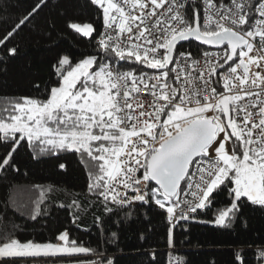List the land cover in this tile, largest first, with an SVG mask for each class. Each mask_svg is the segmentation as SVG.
<instances>
[{
    "label": "snow or ice",
    "instance_id": "1",
    "mask_svg": "<svg viewBox=\"0 0 264 264\" xmlns=\"http://www.w3.org/2000/svg\"><path fill=\"white\" fill-rule=\"evenodd\" d=\"M91 2L103 13V55L74 66L61 58L47 99L23 97L5 110L0 141L13 147L0 168L27 141L41 152L87 154L97 166L90 191L118 207L155 203L170 223L193 219L225 191L231 202L217 225L230 224L245 202L264 207V0ZM70 27L85 37L95 31ZM190 40L207 46L198 57L179 50ZM58 239L67 244V233ZM71 243L9 237L0 239V258L90 251Z\"/></svg>",
    "mask_w": 264,
    "mask_h": 264
},
{
    "label": "trees",
    "instance_id": "2",
    "mask_svg": "<svg viewBox=\"0 0 264 264\" xmlns=\"http://www.w3.org/2000/svg\"><path fill=\"white\" fill-rule=\"evenodd\" d=\"M26 16L27 22L0 44V117L23 97L47 99L58 85L56 68L63 56L74 66L103 55L96 42L102 10L91 0H0V40ZM72 23L90 24L95 31L85 37ZM203 47L190 41L179 48L195 56ZM13 48L15 54L9 52ZM12 147L0 141V162ZM41 147L22 141L11 166L0 168V239L69 247L75 241L90 251L71 254L86 255L87 261L100 255L112 264H167L171 244L177 264H264V207L245 202L230 224L217 225L219 210L231 202L225 191L193 219L178 220L172 231L166 210L155 203L118 207L90 191L89 174L97 166L87 154L41 152ZM64 233L67 244L58 239Z\"/></svg>",
    "mask_w": 264,
    "mask_h": 264
},
{
    "label": "built area",
    "instance_id": "3",
    "mask_svg": "<svg viewBox=\"0 0 264 264\" xmlns=\"http://www.w3.org/2000/svg\"><path fill=\"white\" fill-rule=\"evenodd\" d=\"M104 31H106V29H105V27L103 25L100 33L96 37V42L97 43H98V40L100 38L101 33H103ZM179 50L183 51V52H187L186 49H183V48H179ZM199 55H201V52H199L197 55H195L193 57H198ZM146 71L153 72L154 70L148 69ZM150 99L151 98L148 97L149 101H150ZM133 204H139V202L128 204V205H133ZM194 214H196V213H194ZM194 214H192V216ZM177 221H175L174 223H170L169 219H168V222L170 224V227H171L172 231H173ZM261 250L264 252V247H261ZM167 251H168L167 264H177L178 263V257L176 255V248L174 247V245L171 244L167 248ZM88 258H89V261L86 260L87 259L86 255H80V254L51 255V256H44L43 255V256H35V257H32V258H28V259L0 258V264H2L5 259L15 260L18 263H22V262L23 263L24 262L27 263L28 262V263H31V264H74L75 262H80L81 264H99V262L101 261V256L100 255H92V256H89Z\"/></svg>",
    "mask_w": 264,
    "mask_h": 264
},
{
    "label": "rangeland",
    "instance_id": "4",
    "mask_svg": "<svg viewBox=\"0 0 264 264\" xmlns=\"http://www.w3.org/2000/svg\"><path fill=\"white\" fill-rule=\"evenodd\" d=\"M102 15H103V13H102ZM103 21H104V19H103ZM77 24H79V23H77ZM79 25L83 26L84 24H79ZM81 34H82V33H81ZM63 57H66V56H63ZM63 57H62V58H63ZM89 57H94V56H87V57H85V58H89ZM85 58H83V59H85ZM83 59H82V60H83ZM57 86H58V85H57ZM17 135H18V134H17ZM7 156H8V154H7ZM7 156H6V157H7ZM56 246H58V247H69V246H65V245H63V246H62V245H56ZM70 254H71V253H70ZM51 255H54V254H49V255H44V256H51ZM16 258H22V257H16ZM17 264H29V263H23V262H22V263H18V262H17ZM74 264H81V263H80V262H75Z\"/></svg>",
    "mask_w": 264,
    "mask_h": 264
},
{
    "label": "crops",
    "instance_id": "5",
    "mask_svg": "<svg viewBox=\"0 0 264 264\" xmlns=\"http://www.w3.org/2000/svg\"><path fill=\"white\" fill-rule=\"evenodd\" d=\"M66 254H70V253H56L54 255H66ZM40 256H43V255H40ZM29 257H35V256H29ZM24 263H26V262H24ZM29 264H31V263H29Z\"/></svg>",
    "mask_w": 264,
    "mask_h": 264
},
{
    "label": "water",
    "instance_id": "6",
    "mask_svg": "<svg viewBox=\"0 0 264 264\" xmlns=\"http://www.w3.org/2000/svg\"><path fill=\"white\" fill-rule=\"evenodd\" d=\"M190 41H192V42H194V43H196V44L199 45V42H197V41H195V40H190ZM190 41H183V42H181V44H182V43H185V42H190ZM204 47H207V46H204Z\"/></svg>",
    "mask_w": 264,
    "mask_h": 264
}]
</instances>
